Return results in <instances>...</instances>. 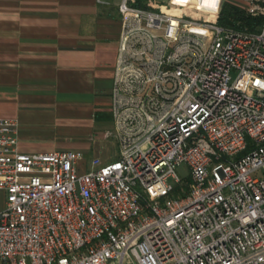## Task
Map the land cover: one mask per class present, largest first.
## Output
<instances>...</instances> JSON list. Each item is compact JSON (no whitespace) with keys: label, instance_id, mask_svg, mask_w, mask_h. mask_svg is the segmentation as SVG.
I'll use <instances>...</instances> for the list:
<instances>
[{"label":"built area","instance_id":"obj_1","mask_svg":"<svg viewBox=\"0 0 264 264\" xmlns=\"http://www.w3.org/2000/svg\"><path fill=\"white\" fill-rule=\"evenodd\" d=\"M160 1L118 6L117 160L22 153L0 118V264H264V0Z\"/></svg>","mask_w":264,"mask_h":264},{"label":"crops","instance_id":"obj_2","mask_svg":"<svg viewBox=\"0 0 264 264\" xmlns=\"http://www.w3.org/2000/svg\"><path fill=\"white\" fill-rule=\"evenodd\" d=\"M119 4L0 0V118L18 122L20 152L78 151L82 172L94 159L117 160L106 139L114 132Z\"/></svg>","mask_w":264,"mask_h":264},{"label":"trees","instance_id":"obj_3","mask_svg":"<svg viewBox=\"0 0 264 264\" xmlns=\"http://www.w3.org/2000/svg\"><path fill=\"white\" fill-rule=\"evenodd\" d=\"M138 8L151 9V5L145 0H136ZM256 19L249 16L245 11L226 3L224 4L218 24L225 29L254 31Z\"/></svg>","mask_w":264,"mask_h":264},{"label":"rangeland","instance_id":"obj_4","mask_svg":"<svg viewBox=\"0 0 264 264\" xmlns=\"http://www.w3.org/2000/svg\"><path fill=\"white\" fill-rule=\"evenodd\" d=\"M228 1L232 2L233 0H228ZM146 2H147V4L151 5V9L152 10L157 9V7H159L161 5V1L160 0H145V3ZM164 3H165V1L162 4H164ZM112 117H113V115H112ZM110 121L111 120L109 118V120H108L109 125L111 124ZM98 133L99 132H94V138H93L94 140H95V137H97ZM113 134H114V132H113ZM106 142L109 145V149H110L111 154L112 155H114V154H116V155L118 154L119 155V147L117 145V140H116L115 136L112 135L111 137L107 138ZM115 159H118V158L116 157ZM187 171H188V168L186 166H182L178 170V174L182 178L183 182H190V179L188 177H186L187 176L186 175ZM5 202H6L5 193L3 191H0V210H2L5 207Z\"/></svg>","mask_w":264,"mask_h":264}]
</instances>
